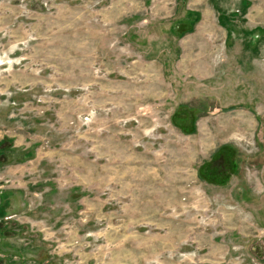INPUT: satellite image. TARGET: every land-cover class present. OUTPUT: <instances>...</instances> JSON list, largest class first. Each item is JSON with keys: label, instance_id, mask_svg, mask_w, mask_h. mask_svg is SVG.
Returning <instances> with one entry per match:
<instances>
[{"label": "rangeland", "instance_id": "374dc122", "mask_svg": "<svg viewBox=\"0 0 264 264\" xmlns=\"http://www.w3.org/2000/svg\"><path fill=\"white\" fill-rule=\"evenodd\" d=\"M0 134L32 264H264V0H0Z\"/></svg>", "mask_w": 264, "mask_h": 264}, {"label": "crops", "instance_id": "0c3cea01", "mask_svg": "<svg viewBox=\"0 0 264 264\" xmlns=\"http://www.w3.org/2000/svg\"><path fill=\"white\" fill-rule=\"evenodd\" d=\"M4 138L5 136L3 134H0V141ZM236 178H239V176H234L224 185V187L227 189L231 188L232 182H234ZM235 187L236 190H238L239 188H247L245 183L235 185ZM24 209L25 206L22 207V212L19 214H22L24 212ZM25 213L26 212H24L23 214ZM19 214L13 215V212H11L8 215L9 217L6 218V221H13L17 223L18 220L14 218H17ZM31 232V229H24L23 227L19 229V226L17 225L16 227L9 228V231L7 229V231H5L6 234L0 236V264H32L34 262L35 247L37 246L38 248V245H36L34 243V240H32V237H34V235L30 234ZM38 238L40 240H44L45 237L39 235ZM46 246L49 247L48 245ZM49 252L51 254L54 253L51 251ZM55 253L58 255L60 254L58 251H56ZM51 259H54V257L52 258L49 257V255H46L43 256L42 259L37 261L38 263L41 262V264H50Z\"/></svg>", "mask_w": 264, "mask_h": 264}, {"label": "flooded vegetation", "instance_id": "af4514ba", "mask_svg": "<svg viewBox=\"0 0 264 264\" xmlns=\"http://www.w3.org/2000/svg\"><path fill=\"white\" fill-rule=\"evenodd\" d=\"M228 151V150H227ZM237 153H238V155L236 156V158L233 156H231V155H229L228 153V155L230 156V157H232L231 159L229 158V157H224V159L226 160V162H227V164H229V163H233V165H234V169L233 170H231L230 168H229V166H220L221 167V169H220V171H219V179H223V180H221V182L220 183H222L221 185H220V187H223V188H225L224 187V185L230 180V179H232L234 176H239V177H241L242 176V174H243V172H244V161H243V155L241 154V152L238 150L237 151ZM242 155V156H241ZM227 159H228V161H227ZM217 163H213V164H218V165H220L221 163H222V158H218L217 159V161H216ZM242 162V163H241ZM213 164H208V165H206V169H205V171H204V173H205V175L207 174V172L208 173H210L211 172V170H210V168H209V166L211 167V165H213ZM224 175L225 177H223V178H221L222 176H220V175ZM206 177V176H205ZM210 178H212V175L211 174H208L207 175V177H206V181H208ZM224 182V183H223ZM245 190H247V193L246 194H248L249 192H248V187L247 188H245ZM10 207H8L7 209H6V212H7V215H9L12 211H10ZM9 216H7V217H5L4 218V221H5V224L3 225V227H5L6 226V229H8V231H9V228H13V227H16L17 226V223L16 222H12V221H6V218H8ZM7 231V230H6ZM45 249V248H44Z\"/></svg>", "mask_w": 264, "mask_h": 264}, {"label": "trees", "instance_id": "16d2710c", "mask_svg": "<svg viewBox=\"0 0 264 264\" xmlns=\"http://www.w3.org/2000/svg\"><path fill=\"white\" fill-rule=\"evenodd\" d=\"M221 20H222V17H221ZM186 108H189V106H187ZM194 131L190 132V133H195V128L193 129ZM9 206V202L7 200V198L5 199V202L4 204L0 206V236L2 235H5V231H3V225L5 224V221H4V218L7 217V212H6V209L8 208Z\"/></svg>", "mask_w": 264, "mask_h": 264}]
</instances>
